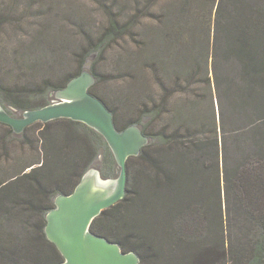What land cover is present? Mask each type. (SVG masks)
<instances>
[{"label":"trees","instance_id":"obj_1","mask_svg":"<svg viewBox=\"0 0 264 264\" xmlns=\"http://www.w3.org/2000/svg\"><path fill=\"white\" fill-rule=\"evenodd\" d=\"M18 1L8 0L0 22H17L12 9ZM95 1L107 8V22L98 36L89 31L77 43L74 65H66L61 53L62 44L74 39L68 30L51 43L59 52L57 77L24 81L21 75L8 85L0 76L6 93L0 100L16 111L45 106L32 97L65 88L107 41L128 40L119 56L124 100L102 95L97 81L90 91L113 111L119 130L136 124L149 141L127 161L125 197L104 209L91 231L136 252L139 264H264V0H125L127 17L115 9L122 0ZM151 79L159 84L156 96ZM194 80L212 92V111L190 99ZM38 124L43 122L21 135ZM41 136L42 164L0 183L7 182L0 191V264L63 262L45 231L47 213L93 166L99 154L94 147L111 153L100 132L71 118L46 122ZM57 147L70 153L76 147V160L43 167ZM135 160L143 167L138 175ZM110 219L116 230L107 225Z\"/></svg>","mask_w":264,"mask_h":264},{"label":"rangeland","instance_id":"obj_2","mask_svg":"<svg viewBox=\"0 0 264 264\" xmlns=\"http://www.w3.org/2000/svg\"><path fill=\"white\" fill-rule=\"evenodd\" d=\"M9 5L8 0H0V16L5 14V10H8L7 7ZM115 9L120 11L123 17L125 15L127 17L128 4L125 0H122L121 4L119 2L115 6ZM106 10L107 8L103 4L95 0L18 1V4L12 9L16 14L14 17L17 19V22L13 23L12 21L5 20L0 22V76L4 77L8 85H12L17 77L21 75L24 76V81L31 80V78L41 80L48 74L57 77L56 73H60L59 65H56L53 60L59 52L51 44L54 37L56 35L63 37L68 30L72 31L74 39L63 43V52H60L63 53V57L66 59V65L73 66L74 62L71 53L76 48L77 43H83L84 38L88 39L89 31H92L96 36L103 31L107 22ZM81 24L83 25V31L80 28ZM126 42L128 40L126 41L121 38L107 41L102 49V52H104L91 55L84 65V71H88L93 75L92 72L94 70L100 75V79L95 78V82L97 81L98 83L96 89L102 95L110 97V99L118 97L124 100L126 78L124 65L120 62L119 56L123 54ZM21 43L24 45L21 46ZM55 45L58 46L57 44ZM28 46L32 47V49L27 48ZM51 65H55L56 68L51 67ZM94 65L95 69H93ZM146 68L149 71L147 65ZM149 84L153 87L152 95L156 96L159 93L157 90L159 86L158 82L151 79L149 80ZM192 85L190 88V99H199L212 111L214 102L210 89L196 80H194ZM194 87H197V90H192ZM183 91L181 90L180 93H183ZM0 93L4 100L6 93L1 89ZM58 99L59 97L56 92L51 93L50 96H45L44 94L41 96L36 95L31 100L37 103L45 101V104H49ZM0 104L4 108L15 112L16 116H22L24 113V111H16L9 103L1 100ZM215 106L218 108L217 99H215ZM209 116L207 117L209 118ZM43 126L44 123L30 126L25 136H23L21 133L16 135L8 134V126L0 123V183L3 181L8 182L14 176L31 171L34 166L42 164L45 158V152L42 150L44 138L41 136ZM30 140H33V144ZM94 148L99 150V154L90 169L106 172L109 175L106 178H119L121 167L112 149L111 153H109L105 147ZM71 150L74 152L70 153V150L66 147H57V152L52 153L53 156H51L52 154L49 156L43 167H47V169L48 167L53 168L54 164H58V166L63 164L64 167L68 157L76 160V156L73 154L77 152L76 147H71ZM133 167L136 175L143 169L141 162L137 160L133 161ZM5 183L0 184V191L4 188L2 186ZM20 195V197L25 199L26 192H22ZM20 212L23 213L22 210ZM31 216L33 217L32 214ZM33 218L36 220V217ZM107 225H111V228L114 230L117 228V223L112 219H110Z\"/></svg>","mask_w":264,"mask_h":264},{"label":"water","instance_id":"obj_3","mask_svg":"<svg viewBox=\"0 0 264 264\" xmlns=\"http://www.w3.org/2000/svg\"><path fill=\"white\" fill-rule=\"evenodd\" d=\"M94 83L95 77L83 71L57 92V101L27 109L22 116L12 115L0 104V121L20 133L37 121L71 118L105 137L121 167L119 178H103L99 170L89 169L73 192L55 198L56 206L46 216L45 231L65 258L59 264H139L136 252H126L119 243L93 233L91 225L104 209L125 197L127 161L140 154L149 137L136 124L119 130L113 111L90 91Z\"/></svg>","mask_w":264,"mask_h":264},{"label":"crops","instance_id":"obj_4","mask_svg":"<svg viewBox=\"0 0 264 264\" xmlns=\"http://www.w3.org/2000/svg\"><path fill=\"white\" fill-rule=\"evenodd\" d=\"M44 123V126H45V122H43ZM44 126H43V128H44Z\"/></svg>","mask_w":264,"mask_h":264}]
</instances>
